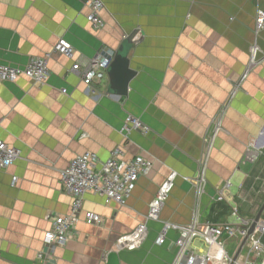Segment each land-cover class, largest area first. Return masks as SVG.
Wrapping results in <instances>:
<instances>
[{
	"label": "crops",
	"instance_id": "1",
	"mask_svg": "<svg viewBox=\"0 0 264 264\" xmlns=\"http://www.w3.org/2000/svg\"><path fill=\"white\" fill-rule=\"evenodd\" d=\"M103 1L105 26L95 30L88 0H0V63L24 68L33 57L50 55L51 70L45 85L24 77L0 81V137L22 153L0 170V264H37L53 219L71 211L61 171L83 153L106 161L121 147L126 159L143 156L154 166L126 206L88 193L84 210L99 214L103 224L80 221L48 264H108L111 252L120 264H173L179 233L170 231L159 245L164 223L189 225L198 202L201 222H214L226 181L246 180L244 154L264 131V31L256 35L264 1ZM135 31L130 65L137 76L128 96L109 95V78L88 89L72 71L75 62L116 53ZM61 39L73 46L74 59L55 50ZM255 43L263 60L251 66ZM128 116L150 132H123ZM204 168L207 184L198 201L196 181ZM172 172L178 177L161 220L149 224L138 249L122 248L120 239L144 222Z\"/></svg>",
	"mask_w": 264,
	"mask_h": 264
},
{
	"label": "built area",
	"instance_id": "2",
	"mask_svg": "<svg viewBox=\"0 0 264 264\" xmlns=\"http://www.w3.org/2000/svg\"><path fill=\"white\" fill-rule=\"evenodd\" d=\"M264 1V0H263ZM89 15L87 17L93 29L104 28L102 17L106 5L103 0H88ZM264 31V7L256 12V35ZM55 50L69 59L75 58V51L71 43L61 39ZM261 49L255 43L251 49V66L258 65L264 59L259 58ZM115 53L106 52L96 58L82 62L76 61L72 67L73 72L81 75L83 84L88 89H94L108 79V70L114 60ZM50 55L33 57L24 68L12 67L0 63V81L16 83L20 78H27L34 85H45L51 78L49 66ZM1 125V123H0ZM221 129V122L215 127V132ZM137 130L143 134L150 132V128L139 119L128 116L123 132L126 134ZM242 165L256 163L261 154L253 143L248 146ZM22 157L19 149L11 147L0 137V170H7ZM154 164L143 156L126 159L124 151L118 147L111 151L110 158L102 161L93 152H86L76 156L70 165L61 171V187L64 193L72 198L71 211L67 215L56 216L51 228L44 235L45 250L37 257V264L53 263L55 251L58 247L66 246L73 237L74 231L84 221L88 225L99 226L103 224L102 217L94 212L84 210V198L88 193L101 196L106 204L117 203L126 206L132 196L135 184L142 176H148ZM178 173L172 172L168 179L161 185L155 200L150 205L149 215L143 223L131 234L120 239L124 249H138L149 235V224L159 222L167 199L175 187ZM19 182L18 177L13 178V185ZM207 184V169L201 171L196 181L197 200L205 193ZM232 180L226 181L223 189L216 197V203H227L231 207V216L234 223H202L200 219L199 202L194 210L192 221L187 226L164 223L157 243L164 245L170 231L179 233L175 242L176 255L173 264H231L232 243L243 241L252 221L240 216L239 210L230 203ZM264 235V221H260L255 233L248 240V245L256 246L257 250L262 246L256 236ZM201 243L204 246L198 247ZM246 244V246H247ZM245 246V247H246ZM238 263V261H237ZM236 263V264H237Z\"/></svg>",
	"mask_w": 264,
	"mask_h": 264
},
{
	"label": "rangeland",
	"instance_id": "3",
	"mask_svg": "<svg viewBox=\"0 0 264 264\" xmlns=\"http://www.w3.org/2000/svg\"><path fill=\"white\" fill-rule=\"evenodd\" d=\"M255 144L256 148L260 150L261 156L254 164L246 166L242 165L247 172L246 180L242 184L238 178L232 180L233 186L231 188V195L233 198L230 199V203L239 210L240 216L247 218L252 222L255 220L264 205V131L256 140ZM246 153L247 152H245V154ZM231 213L232 211L230 207L228 218L219 223H227V220L229 223H234L235 220L231 216ZM262 221H264V214L262 216ZM256 239H259L262 244L260 249L257 250L256 246L247 244L239 257L237 264H264V235H258L256 236ZM240 244L241 241L232 243L231 254L233 258L238 251ZM196 245L198 247L204 246L201 243H197Z\"/></svg>",
	"mask_w": 264,
	"mask_h": 264
},
{
	"label": "water",
	"instance_id": "4",
	"mask_svg": "<svg viewBox=\"0 0 264 264\" xmlns=\"http://www.w3.org/2000/svg\"><path fill=\"white\" fill-rule=\"evenodd\" d=\"M138 34L139 31H135L129 35L115 53L114 60L108 70L109 87L107 93L111 96L119 98L127 97L129 94L130 83L137 76V73L131 69L130 53L134 48ZM263 214L264 205L241 242L231 264H236L239 260L242 251L248 243V240L255 233L258 223L262 220ZM108 264H120L118 254L116 252H111L109 254Z\"/></svg>",
	"mask_w": 264,
	"mask_h": 264
},
{
	"label": "trees",
	"instance_id": "5",
	"mask_svg": "<svg viewBox=\"0 0 264 264\" xmlns=\"http://www.w3.org/2000/svg\"><path fill=\"white\" fill-rule=\"evenodd\" d=\"M230 213V207L225 203H218L213 208L214 222H218L221 218ZM216 221V222H215Z\"/></svg>",
	"mask_w": 264,
	"mask_h": 264
}]
</instances>
